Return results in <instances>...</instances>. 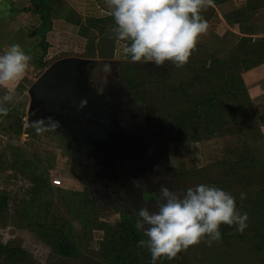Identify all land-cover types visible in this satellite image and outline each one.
Masks as SVG:
<instances>
[{"label":"rangeland","instance_id":"rangeland-1","mask_svg":"<svg viewBox=\"0 0 264 264\" xmlns=\"http://www.w3.org/2000/svg\"><path fill=\"white\" fill-rule=\"evenodd\" d=\"M28 10L24 27H50L43 38L34 34L39 49L26 53L29 71L0 115V264H151L127 230H137L141 207L157 210L162 184L178 194L199 184L223 189L249 219L243 233L221 225L219 242L156 264H264V0H214L201 13L206 34L182 68L125 59L105 0H48ZM67 57L91 60L96 92L123 94L158 139L157 178L142 182L152 196L94 189L66 134L37 133L28 119L30 86Z\"/></svg>","mask_w":264,"mask_h":264},{"label":"clouds","instance_id":"clouds-1","mask_svg":"<svg viewBox=\"0 0 264 264\" xmlns=\"http://www.w3.org/2000/svg\"><path fill=\"white\" fill-rule=\"evenodd\" d=\"M214 0H105L107 15L115 24L112 32L122 42L125 59L133 64L152 63L157 68L171 62L176 68L184 67L208 25L202 11ZM32 57L14 44L0 54V115L6 116L16 87L27 75ZM37 133L56 129L58 122L51 117L32 122ZM157 210L146 207L138 210L135 227L146 239L137 247L150 252L151 264L165 258L169 261L192 246L206 242L209 246L221 239L220 227L235 226L243 233L248 227L247 212L236 207V198L229 192L206 184L190 187L183 194L167 184L158 189ZM245 194H240L244 200Z\"/></svg>","mask_w":264,"mask_h":264},{"label":"water","instance_id":"water-1","mask_svg":"<svg viewBox=\"0 0 264 264\" xmlns=\"http://www.w3.org/2000/svg\"><path fill=\"white\" fill-rule=\"evenodd\" d=\"M93 62L79 57L59 59L30 86L28 119L51 117L71 140L78 157L86 149L115 141L116 109L105 95L97 94L89 80Z\"/></svg>","mask_w":264,"mask_h":264},{"label":"flooded vegetation","instance_id":"flooded-vegetation-1","mask_svg":"<svg viewBox=\"0 0 264 264\" xmlns=\"http://www.w3.org/2000/svg\"><path fill=\"white\" fill-rule=\"evenodd\" d=\"M99 95H105L106 100L114 104L119 133L112 143L95 145L86 149L80 157L69 139L76 156L79 175L101 193H119L128 197L138 191L142 199L148 198L153 194L150 195L142 182L157 176L161 145L156 136L134 118L123 94L107 92Z\"/></svg>","mask_w":264,"mask_h":264},{"label":"crops","instance_id":"crops-1","mask_svg":"<svg viewBox=\"0 0 264 264\" xmlns=\"http://www.w3.org/2000/svg\"><path fill=\"white\" fill-rule=\"evenodd\" d=\"M30 1L0 0V54L14 44H18L25 53L32 52L36 49L35 46L38 48L36 30L40 25L38 24L36 27L33 24L26 25L27 28L23 26L22 15L28 14L26 11H29ZM39 19L40 17H38Z\"/></svg>","mask_w":264,"mask_h":264},{"label":"trees","instance_id":"trees-1","mask_svg":"<svg viewBox=\"0 0 264 264\" xmlns=\"http://www.w3.org/2000/svg\"><path fill=\"white\" fill-rule=\"evenodd\" d=\"M48 1V0H47ZM46 0H31L30 2L32 3V4H34V3H38V4H40V3H43V2H47ZM50 2H51V0H49ZM50 10L48 9V12H49ZM46 12V11H45ZM48 12H46V15H49V13ZM44 20H46V19H44ZM46 21H48V20H46ZM50 27V21L48 22V24H45V25H43V28H47V27ZM42 28V25H41V27H39V29L38 30H36V33L37 34H39V36L40 37H42L43 38V35H42V31L44 30ZM46 31V30H45ZM39 47V46H38ZM44 48H43V51H42V54H41V56H40V63H39V66H41V60H42V58H43V54H44ZM2 203H3V201L1 202L0 201V211H1V207H2ZM127 234L128 235H130V236H136V238H137V240H138V242H139V240H141V239H144L143 238V234L140 232V231H137V230H135V229H133L132 228V226H130L129 228H128V230H127ZM134 244H138L137 242H135ZM0 252H2V246L0 245ZM4 253H5V251H4Z\"/></svg>","mask_w":264,"mask_h":264}]
</instances>
